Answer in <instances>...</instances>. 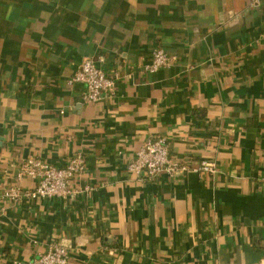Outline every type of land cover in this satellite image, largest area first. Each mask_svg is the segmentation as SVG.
Instances as JSON below:
<instances>
[{"label": "crops", "instance_id": "obj_1", "mask_svg": "<svg viewBox=\"0 0 264 264\" xmlns=\"http://www.w3.org/2000/svg\"><path fill=\"white\" fill-rule=\"evenodd\" d=\"M0 0V264H264V0ZM171 65L147 73L155 49ZM117 74L96 103L79 64ZM167 141L175 176L127 165ZM81 155L74 197H3ZM202 160L214 174L195 172Z\"/></svg>", "mask_w": 264, "mask_h": 264}, {"label": "built area", "instance_id": "obj_2", "mask_svg": "<svg viewBox=\"0 0 264 264\" xmlns=\"http://www.w3.org/2000/svg\"><path fill=\"white\" fill-rule=\"evenodd\" d=\"M258 3L256 0L251 6H257ZM171 62L172 58L163 49H155L149 64L145 66V71L155 73L169 67ZM117 80L116 73L107 75L96 61L86 59L79 64L69 83L82 85L83 100L86 103H96L114 94ZM185 169L186 167H179L170 158L167 141L162 137L145 142L127 165L130 173L148 179H155L163 174L173 177ZM85 171L86 161L81 155L71 157L63 167H55L39 159H28L19 167L17 177L33 180L35 182L33 191L22 193L17 188H11L4 191L2 196L12 200H17L21 196L31 199H53L88 193L92 190L88 185L81 189L74 187V181L79 179ZM193 171L214 174L216 167L213 163L202 160ZM67 262V250L63 246L52 245L29 264H67Z\"/></svg>", "mask_w": 264, "mask_h": 264}]
</instances>
